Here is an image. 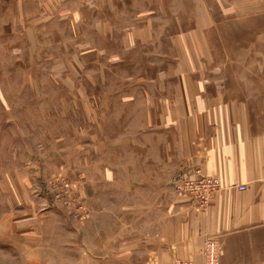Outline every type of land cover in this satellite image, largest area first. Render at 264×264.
<instances>
[{"label":"rangeland","instance_id":"1","mask_svg":"<svg viewBox=\"0 0 264 264\" xmlns=\"http://www.w3.org/2000/svg\"><path fill=\"white\" fill-rule=\"evenodd\" d=\"M186 100L264 129V0H0V264H129Z\"/></svg>","mask_w":264,"mask_h":264},{"label":"crops","instance_id":"2","mask_svg":"<svg viewBox=\"0 0 264 264\" xmlns=\"http://www.w3.org/2000/svg\"><path fill=\"white\" fill-rule=\"evenodd\" d=\"M170 111L171 126L179 122L175 147L138 168L142 225L134 241L122 243L123 263L134 264L136 254L138 264L176 258L202 264L204 241L215 235L221 264H264V129L234 100H186ZM193 168L222 184L205 210L174 186Z\"/></svg>","mask_w":264,"mask_h":264},{"label":"built area","instance_id":"3","mask_svg":"<svg viewBox=\"0 0 264 264\" xmlns=\"http://www.w3.org/2000/svg\"><path fill=\"white\" fill-rule=\"evenodd\" d=\"M178 194L189 196L199 209L205 210L210 202L211 196L221 189L222 184L218 177L203 172L200 168L190 170L188 176L176 178L174 183ZM245 188L244 185L240 186ZM221 242L215 235H209L204 241L202 264H221ZM152 264H199L195 260L187 258H176L170 263L154 261Z\"/></svg>","mask_w":264,"mask_h":264}]
</instances>
